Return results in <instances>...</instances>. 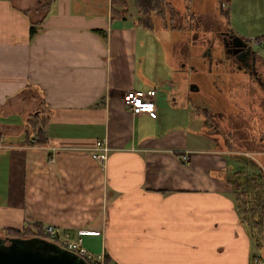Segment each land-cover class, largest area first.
Returning a JSON list of instances; mask_svg holds the SVG:
<instances>
[{
  "label": "crops",
  "instance_id": "obj_1",
  "mask_svg": "<svg viewBox=\"0 0 264 264\" xmlns=\"http://www.w3.org/2000/svg\"><path fill=\"white\" fill-rule=\"evenodd\" d=\"M31 1L0 0V235L53 225L111 264H257L252 254L262 255L248 205L236 202L232 177L250 160L264 161V0H213L227 24L221 35L263 43L250 45L252 65L226 62L231 75L209 80L210 68L202 67L207 50L196 51L192 41L193 51L184 54V44L154 42L156 30L180 27L141 26L131 0L112 19L108 0H52L28 36L30 22L41 16L35 6L24 12ZM237 77L263 88L257 113L263 133L240 150L231 133L223 146L204 124L206 114H222L217 82ZM186 80L219 109L212 113L182 93ZM149 87L162 89L153 113L132 114L122 92ZM250 97L243 95L240 118L222 109L228 123L235 119L243 128L256 113ZM36 112L45 118L44 143L25 141L26 118ZM97 140L106 147L102 163L94 154Z\"/></svg>",
  "mask_w": 264,
  "mask_h": 264
},
{
  "label": "rangeland",
  "instance_id": "obj_2",
  "mask_svg": "<svg viewBox=\"0 0 264 264\" xmlns=\"http://www.w3.org/2000/svg\"><path fill=\"white\" fill-rule=\"evenodd\" d=\"M167 1L171 5V14L173 18L170 21L171 22L170 26L171 27L174 26V28L178 26L180 27V29H177L176 27L175 29L171 30V33L169 34H165L163 30H160V31L156 30L153 34L154 42L166 43V44L167 42H170V43L175 42V43H178L177 47L179 46L183 48H184L183 46L184 44L186 45L185 47L187 49L183 51L184 54H187L188 52H190V50L193 51V46L189 47L191 44L190 42L192 41L193 42L195 41L194 43L195 50L196 51L201 50V53L203 54V52L205 51V49L203 48L204 46L203 44H206L207 42L208 44H211V50L209 51V55H203L204 58L206 59V62L202 64V67L204 68V72H206L207 70L205 69H208L209 67L210 74L208 76L204 75L205 78L209 80L210 78H213V76L216 73L218 74L225 73L226 75H231L229 72V69H227L226 66L224 67V64H227L226 63L227 60L225 59V52L221 45V41H223L221 37L224 35H221L220 33L226 30L227 24H226V21L221 16H217V12H216L217 4L216 6H214L213 0H206V1L205 0H167ZM195 1H197V4L199 3L198 1L202 3V5L199 3V6L201 5L200 14H196L194 12V8H195L194 2ZM31 3H33V5H31V8L29 10L28 9L26 10L32 13L31 9L35 6V10H37L38 13H42V11L38 8L37 1L32 0ZM126 4H127V0H126ZM218 18L220 20H218ZM152 20H153L154 25L155 24H160V25L167 24V22H164V20H162L161 18L155 17V15L153 16ZM175 43H172V44L174 45ZM174 47H173V50H171V53L176 52L174 50ZM198 57H202V56L199 55ZM208 58H210V62ZM216 61H218L217 62L218 67H215V65L217 64ZM183 62H185L184 68L189 70L190 64L187 61V55ZM188 73L186 77L187 80H191L192 78H194L192 73L191 74L190 73L188 74ZM187 80H186V83L183 85L182 93H189L192 100H194L197 103L201 101L203 105H205L208 109H211L210 111L212 113L219 109L216 105L215 106L211 105L208 102L209 99H206L205 96L199 95V93L189 90V86H190L189 83L191 81L187 82ZM232 83L230 82L229 85H227V84H224V82H217V85H218L217 88L221 90L220 94L217 95V100L220 103L219 105L221 106V108L222 109L227 108V110L224 109L226 112L233 111L234 115L232 116V118L233 117L240 118L241 117L240 108L242 106L241 104H243L242 102L244 101L243 95L245 94V92L246 93L248 92L249 95H251V97L247 99L249 100V108L253 107L251 110L252 111L255 110L256 113H250L249 117L247 116L246 119L244 118L243 128H241V122L240 121L237 122V120L235 121V119L232 120V122L228 123V121L225 118L226 114L224 113L222 109L218 110L219 113L222 112V114L220 115L215 114V113L206 114L205 123H204L205 128H206L205 134H208V135L210 133L215 134L216 136H218V138L222 142V145L224 146L227 141L225 137L229 136V133H231L232 136H230L229 139H232L231 141H233V145L237 146L238 147L237 149L240 150V148H248L245 145L246 139L252 142H256L255 135L259 133H263V132H260V129H259V126H260L259 114H257L258 108L261 106V101L263 102V88L260 87L257 84V82H249V80H247V77L246 78L240 77L238 78L237 81H234ZM203 84H207V86L210 85L209 82L207 83V81H204ZM232 85L235 87L228 88L229 86H232ZM205 86L206 85H204V87ZM159 89H158L159 93H162V89L160 90ZM178 115L180 117V114ZM180 122L182 121L180 120ZM177 124L179 125V120L177 121ZM192 124H193L192 122L187 123V126L189 127L191 126L192 128ZM229 125L233 126V128L236 130L232 131L231 129H229L228 128ZM237 149L235 148V150ZM250 162L252 163H247L248 164L247 166L244 165L246 169L244 172H241V174L236 175V176L234 174L232 177L234 183L235 182L240 183L237 189V191H239V196L237 195L235 197V200L239 204L240 208H243L248 205V207H250L249 215L252 216L253 219H256L259 221L260 225H259L258 233H256L257 229L254 228L252 224H250V228L253 227V230L255 233L254 240H257L258 247H259L258 251L260 252L262 256L259 257L258 256L259 254H252V255L257 257L259 260L261 259L262 261L261 264H264V225L259 220L257 210L255 209V203L259 201V197L257 198L256 194H252L251 192H246L247 194L245 195L240 193L241 188H244L241 186V184H243V186L245 185L243 182H241L242 179L243 180L247 179L250 183L251 181L249 180V177H251L252 175H256V174L259 175L258 178L260 180L264 179V161L261 162V166L259 165V162L257 163V160L255 161L250 160ZM243 177H246V178H243Z\"/></svg>",
  "mask_w": 264,
  "mask_h": 264
},
{
  "label": "trees",
  "instance_id": "obj_3",
  "mask_svg": "<svg viewBox=\"0 0 264 264\" xmlns=\"http://www.w3.org/2000/svg\"><path fill=\"white\" fill-rule=\"evenodd\" d=\"M226 2L227 0H218L219 5L222 2ZM52 0H38V8L42 11L39 19L31 21V25L28 28V36H31L35 30L36 26L39 25L41 20L45 17V14L49 10L50 4ZM109 2V17H122V15L126 11V0H108ZM132 5L135 8V22L140 24L143 27L150 28L153 26V16L157 18H161L164 22L170 23L172 19L171 14V5L167 0H131ZM119 6V7H118ZM220 8V7H219ZM37 11V10H36ZM25 13L28 10L24 11ZM43 116V115H42ZM40 113H32L26 118L25 126L27 130L25 131V141L30 143H44V137L42 134V125L45 121V118L42 117ZM33 136L30 139V136ZM236 176V175H235ZM259 175H252L249 177V181L247 179L241 180L245 185L241 184L242 187L240 193L247 194L246 192H251L252 194H256L257 198L259 197V201L255 203V209L257 210L259 220L264 225V179L260 180ZM246 178V177H243ZM235 181V179H234ZM233 182V181H232ZM233 187H235L236 195L239 196V191H237L240 183L233 182ZM248 185V186H247ZM253 209V208H252ZM245 212L250 211V207L244 209ZM249 224H252L254 228H256L257 232L259 231V221L253 219L250 216ZM4 236H20V237H29V236H37L39 238L48 239V237L43 233L41 225L29 224L25 225L21 229H4L2 231ZM255 239V237H254ZM255 245L258 247L257 240H254ZM107 262V260H104Z\"/></svg>",
  "mask_w": 264,
  "mask_h": 264
},
{
  "label": "water",
  "instance_id": "obj_4",
  "mask_svg": "<svg viewBox=\"0 0 264 264\" xmlns=\"http://www.w3.org/2000/svg\"><path fill=\"white\" fill-rule=\"evenodd\" d=\"M230 37L233 52H240L246 56L252 52L248 45L238 35ZM224 40V36L221 37ZM222 42V41H221ZM222 47L225 43L222 42ZM211 44L205 48L207 55ZM224 52H228L227 49ZM204 54V53H203ZM227 60V55L225 54ZM210 62V58H208ZM0 264H89L84 258L62 247L55 241L37 236L20 237L0 235Z\"/></svg>",
  "mask_w": 264,
  "mask_h": 264
},
{
  "label": "built area",
  "instance_id": "obj_5",
  "mask_svg": "<svg viewBox=\"0 0 264 264\" xmlns=\"http://www.w3.org/2000/svg\"><path fill=\"white\" fill-rule=\"evenodd\" d=\"M244 41L248 45H260L263 43V39L257 36L245 37ZM155 96L156 90L154 87H149L146 89H125L121 94V100L132 114H139L143 112L152 114L155 108ZM93 149L95 150L94 154L96 159L102 163L106 155V147L102 145L101 141L97 140ZM89 232L95 231L90 230ZM43 233L48 237V239L55 241L62 247L84 258L89 264H111L109 262H105L101 254L92 255L88 253L81 244L79 236L76 238H71L69 237V233L61 231L58 227L53 225H45L43 227ZM252 261L256 262L257 264L262 263L261 259L259 260L257 257H253Z\"/></svg>",
  "mask_w": 264,
  "mask_h": 264
},
{
  "label": "flooded vegetation",
  "instance_id": "obj_6",
  "mask_svg": "<svg viewBox=\"0 0 264 264\" xmlns=\"http://www.w3.org/2000/svg\"><path fill=\"white\" fill-rule=\"evenodd\" d=\"M222 42L225 43V47L223 48V50L227 49L228 51L225 53L227 55L228 64L233 63L235 67H245V66L252 65L251 63H252L253 57L250 56V53L245 58L244 53L233 52L234 48L231 47L230 37L224 36V40Z\"/></svg>",
  "mask_w": 264,
  "mask_h": 264
}]
</instances>
